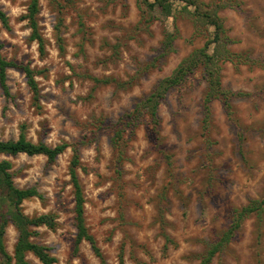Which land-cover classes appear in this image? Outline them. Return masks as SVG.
Wrapping results in <instances>:
<instances>
[{
    "label": "rangeland",
    "instance_id": "rangeland-1",
    "mask_svg": "<svg viewBox=\"0 0 264 264\" xmlns=\"http://www.w3.org/2000/svg\"><path fill=\"white\" fill-rule=\"evenodd\" d=\"M197 1L216 11L229 39L225 47L237 54L220 61L221 83L234 92L231 107L214 98L205 127L206 81L198 67L161 98L157 124L145 113L132 132L124 131L117 163L113 137L121 115L210 41L214 26L183 0H168L167 14L156 0H39L40 55L22 18L28 0H0L9 24L0 22L1 54L41 70L37 106L24 74L8 68L11 97L0 89V139H16L24 124L33 142L69 144L51 162L44 154L0 153L15 185L39 192L22 201L23 212L56 216L54 229L34 226L32 236L49 246L54 264H101L86 240L73 251L72 144L80 155L85 223L108 264H198L234 211L264 196V0ZM145 2L154 4L146 15ZM167 33L174 36L169 50L163 49ZM17 234L9 223L10 252ZM26 258L43 264L31 252ZM209 264H264V210L246 216Z\"/></svg>",
    "mask_w": 264,
    "mask_h": 264
},
{
    "label": "trees",
    "instance_id": "trees-1",
    "mask_svg": "<svg viewBox=\"0 0 264 264\" xmlns=\"http://www.w3.org/2000/svg\"><path fill=\"white\" fill-rule=\"evenodd\" d=\"M186 4L195 6V14L201 21L212 24L214 26L213 38L206 41L205 44L194 49L187 56L183 57L171 73L162 77L152 89L150 93L141 98L135 103L132 110L121 115V126L115 130L113 137V146L115 147L116 162L122 157L121 141L123 133L126 130L133 131L136 121L145 113L148 114L153 123L158 122V104L164 94L170 88L180 85L188 78L195 69L201 67L206 81V91L203 98V123L205 127L210 119V102L214 98L221 99L224 107L229 110L231 107V97L234 92L227 90L221 83L220 61L223 59H232L237 54L229 51L225 44L229 41L225 35L221 18L212 8L202 6L197 0H183ZM143 14H149V11L154 7L153 3L145 2ZM157 8L166 14L169 13L168 0H156ZM40 9L39 0H28L26 12L22 18L26 20L30 28L29 37L37 43L40 55L45 53V40L40 31L37 14ZM146 19V16H144ZM0 22L8 27V16L0 5ZM58 30V26H56ZM62 37L57 33V43L60 49L63 48ZM173 34L167 33L163 41V49L169 50L172 48ZM209 42L214 46L209 52ZM1 47V44H0ZM19 69L25 77V81L31 91L32 102L39 105L40 88L36 80V75L41 70L31 67L29 63L16 61L5 58L0 52V89L6 97H11V92L7 83L8 68ZM97 81L109 82L112 81L117 87L124 86L126 82L110 78H95ZM24 124L20 125V130L16 139H0V153L16 154L24 152L31 154H44L48 162L53 161L69 144L66 142L49 145L43 141L33 142L26 138ZM80 166V155L78 147L72 144V156L70 159L69 173L73 187L74 195V225L75 237L73 251L77 252L79 244L82 240L88 241L93 253L99 258L101 264H108L103 255L97 241L92 233L89 232L84 219V194L78 179L77 168ZM11 163L6 160H0V264H31L26 258V253L31 252L43 264H54L56 257L50 252L49 246L35 241L34 226L45 225L48 228L54 229L57 225L55 214L52 212L41 213L38 215L29 216L22 210L21 203L24 199L31 196H38L39 192L33 186L18 187L12 179L10 171ZM264 210V196L261 198L250 199L245 205L237 208L231 219L230 226L222 233L218 240L210 243L209 248L201 255L198 264H209L213 255L222 248V246L231 239L234 232L240 226L242 220L252 212L260 213ZM11 223L17 229V238L10 252L7 250L4 242V233L6 226ZM122 252V246L120 248ZM121 257V256H120Z\"/></svg>",
    "mask_w": 264,
    "mask_h": 264
}]
</instances>
